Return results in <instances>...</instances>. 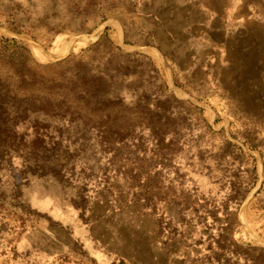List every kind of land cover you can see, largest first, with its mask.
<instances>
[{
  "label": "rangeland",
  "instance_id": "rangeland-1",
  "mask_svg": "<svg viewBox=\"0 0 264 264\" xmlns=\"http://www.w3.org/2000/svg\"><path fill=\"white\" fill-rule=\"evenodd\" d=\"M1 37L0 264H264V0H0Z\"/></svg>",
  "mask_w": 264,
  "mask_h": 264
},
{
  "label": "trees",
  "instance_id": "trees-1",
  "mask_svg": "<svg viewBox=\"0 0 264 264\" xmlns=\"http://www.w3.org/2000/svg\"><path fill=\"white\" fill-rule=\"evenodd\" d=\"M11 42H15L13 39L10 38H5V37H1L0 38V53L3 54L11 45ZM11 67V66H9ZM14 73V72H13ZM4 79V78H3ZM5 80V79H4ZM92 90L88 89V88H82V90L79 91L80 94L82 95H78L77 93H70L72 96V101L73 103H82L85 104L86 108H89L88 103L90 101H92V99L94 97H96V93H98V89L99 88H93V86H91ZM69 99V98H68ZM116 113H120L121 110L120 109H116L115 110ZM106 118L109 119V112H107V114H104ZM114 116H117L118 114H113Z\"/></svg>",
  "mask_w": 264,
  "mask_h": 264
}]
</instances>
